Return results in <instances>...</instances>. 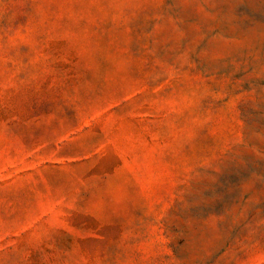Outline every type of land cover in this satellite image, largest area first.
<instances>
[{"label": "rangeland", "instance_id": "1", "mask_svg": "<svg viewBox=\"0 0 264 264\" xmlns=\"http://www.w3.org/2000/svg\"><path fill=\"white\" fill-rule=\"evenodd\" d=\"M0 264H264V0H0Z\"/></svg>", "mask_w": 264, "mask_h": 264}]
</instances>
